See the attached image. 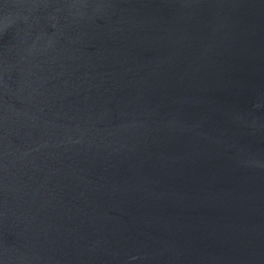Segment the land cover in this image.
<instances>
[{
	"label": "water",
	"instance_id": "obj_1",
	"mask_svg": "<svg viewBox=\"0 0 264 264\" xmlns=\"http://www.w3.org/2000/svg\"><path fill=\"white\" fill-rule=\"evenodd\" d=\"M0 264H264V0H0Z\"/></svg>",
	"mask_w": 264,
	"mask_h": 264
}]
</instances>
